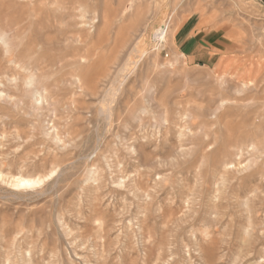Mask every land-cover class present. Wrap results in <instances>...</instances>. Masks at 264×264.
<instances>
[{"label": "rangeland", "instance_id": "1", "mask_svg": "<svg viewBox=\"0 0 264 264\" xmlns=\"http://www.w3.org/2000/svg\"><path fill=\"white\" fill-rule=\"evenodd\" d=\"M0 92V264H264V0H0Z\"/></svg>", "mask_w": 264, "mask_h": 264}, {"label": "bare ground", "instance_id": "2", "mask_svg": "<svg viewBox=\"0 0 264 264\" xmlns=\"http://www.w3.org/2000/svg\"><path fill=\"white\" fill-rule=\"evenodd\" d=\"M73 15V14H72ZM72 15H71V17H72ZM73 18H74V16H73ZM159 26V25H158ZM7 30H8V28H7ZM156 33H157V36L159 37V39H160V41L161 42H164V41H166L167 40V30H165L164 28H162V27H157V31H156ZM5 41V40H4ZM159 41V42H160ZM6 44V43H5ZM139 45V44H138ZM162 45V44H161ZM140 46H141V44H140ZM157 46V45H156ZM242 68H243V70H242ZM259 68V71L261 70L260 69V67H258ZM217 74H218V76L222 79V80H225L226 79V77L228 76V75H232L233 74V76L234 77H232L233 79H235V80H238V81H240V84L244 87L245 86V88H247V87H249V86H252V85H255V80L256 79H254V69L252 68V67H247V66H245V67H243L242 65H239L238 63H235V64H233V63H229V62H224L223 60H221L220 61V63L216 66V68H215V70H214ZM9 78H11L10 76H8ZM79 78V77H78ZM79 80H80V78H79ZM9 81H11V80H9ZM31 81H29V83H30ZM45 87V86H44ZM2 91V90H1ZM238 92H240L241 90H237ZM44 92H45V90H44ZM0 93H3V92H0ZM37 93H40L39 91H37ZM35 94V93H34ZM9 95V94H8ZM42 95V94H41ZM34 96H36V95H34ZM39 98H37V100H38ZM229 99H226V98H223V100L221 101V103H222V105L221 106H223L224 105V103H225V101H228ZM143 111V110H142ZM166 121V120H165ZM55 129H57V128H55ZM240 129V128H239ZM50 132V131H49ZM56 132V131H55ZM55 137H56V135H55ZM54 138V137H53ZM56 139H58L59 140V137H58V135H57V137H56ZM60 140H61V138H60ZM262 147H264V146H262ZM261 147V148H262ZM234 148L237 150V152H235V155H236V157H237V155H239V157L237 158V159H233V154L231 153V155L232 156H230L229 157V161L228 162H226L225 164H224V166H225V168H229V167H238L239 168V166L242 164V160H241V158H242V156H243V151L244 150H246L247 148H250L249 150L251 151H255V150H257L256 149V146H255V143H249V144H246L245 145V143H242V142H237L236 144H234ZM248 159V158H247ZM260 163V162H259ZM254 164H255V162H254ZM242 166V165H241ZM53 173V172H52ZM1 174V173H0ZM91 174H93V173H91ZM40 180H38V179H32V178H29V177H20V178H17L16 179V182L14 183V186H16V187H31V186H36L37 184H39V183H41L42 181V179L41 178H39ZM253 183V182H252ZM252 185H254V184H252ZM96 222H98V221H96ZM101 223H103V222H101ZM99 225H100V223H98ZM99 229H101V228H99ZM103 238V237H102Z\"/></svg>", "mask_w": 264, "mask_h": 264}]
</instances>
